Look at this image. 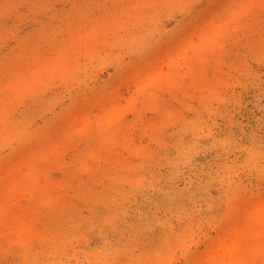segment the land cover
Instances as JSON below:
<instances>
[{
    "label": "rangeland",
    "instance_id": "rangeland-1",
    "mask_svg": "<svg viewBox=\"0 0 264 264\" xmlns=\"http://www.w3.org/2000/svg\"><path fill=\"white\" fill-rule=\"evenodd\" d=\"M0 264H264V0H0Z\"/></svg>",
    "mask_w": 264,
    "mask_h": 264
}]
</instances>
